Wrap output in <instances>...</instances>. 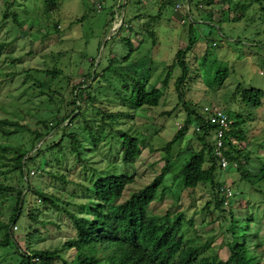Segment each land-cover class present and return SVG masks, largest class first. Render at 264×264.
<instances>
[{
  "label": "rangeland",
  "instance_id": "374dc122",
  "mask_svg": "<svg viewBox=\"0 0 264 264\" xmlns=\"http://www.w3.org/2000/svg\"><path fill=\"white\" fill-rule=\"evenodd\" d=\"M188 1L191 2V20L187 18V23H181L187 14V0L176 1L181 5L177 11L170 5L162 8L164 0H140L139 3L128 0L126 4L124 0H57V8L49 13L43 11L44 0H0V42L8 44L0 54V117L8 115L9 102L13 95H19L26 84H31L32 77L44 83V86L40 87L41 91L60 88L59 91L62 94L64 91L63 95L67 98L66 93L71 84L80 83L86 72L94 69L96 73L100 72L107 65L110 56L119 59L123 55H129V62L118 65L123 66L131 62V69L133 67L135 71L149 75L148 88L154 85L163 90V97L158 106L137 110L116 103H105L104 95L111 97L113 91L108 86L105 88L106 94H94L103 100L102 105L97 99L96 106L114 113L105 117L113 122L114 128L129 129L146 137V145L144 144L132 164L122 163L120 145L115 138L95 146L82 137L84 145L81 148V161L65 152V156H60L57 160L51 157L42 171H35L34 167H29L30 170L27 171L26 167L24 181L7 178L5 182L12 181V184H15L17 180V190L23 191L29 184L51 194L58 205L72 211L76 209V205L87 202L90 193L85 186L89 185V177L94 169L100 172L112 169L134 176V182L123 192V199L132 191L149 183L165 164L166 155L161 147L176 132V123L182 124L185 118L184 107L178 103L174 89L175 78L180 73L179 68L174 67L165 86H162V81L168 66L174 62L175 53L185 48L188 43L189 21L192 25L191 39L194 41V47L187 53L186 59L191 61L190 71L195 72L191 73L186 86L185 99L200 107L218 105L233 119H243L241 127L246 131L250 143L248 151L253 167H258L260 162L264 163V0H227L224 3L214 0L207 7L201 0ZM122 3L124 5L120 7ZM205 9L207 12L212 11V16L208 15ZM5 12L15 13L17 22L9 15L2 25ZM137 13L142 15L138 20H131L132 24L128 23L127 27H124L125 30L119 29L123 16L127 21L131 15ZM148 14L158 15L151 23L155 34L154 42L145 32L146 27L143 25L149 19ZM82 16L83 19L77 21ZM131 27L134 31H126ZM114 33L115 38L108 40ZM124 36H129L133 46L138 48L130 51L121 40ZM54 68L59 71L57 75L50 76L45 73V70ZM221 68H227L228 75L219 86L216 85V77L219 76ZM27 69L30 70V77L27 76ZM112 73L116 71L104 74L105 79L109 81L107 84L119 87L120 78ZM26 76L27 81L23 84ZM101 83L104 84L102 80ZM93 85L96 86L97 82ZM238 87L241 90H262L261 105L255 108L242 102ZM97 89L101 91L100 88ZM53 98L57 100L58 97L55 94ZM94 117L99 119L95 114ZM79 122L76 121V125L80 126ZM82 130L83 127L80 128V131ZM194 130L195 126L192 124L185 139L174 144L171 149L169 158L173 170L164 179L170 188L163 198L152 203L148 210L161 214L166 210L184 211V218L193 221L185 235L205 244L206 254L215 252L218 258L225 260L229 255L228 243L231 240L229 233L225 231L229 228V207H224L223 210L215 207L209 185L198 186L192 202L188 191L182 189L178 177L174 175L178 165L185 158L186 140L191 138V143L196 145L192 137ZM25 136L23 142L28 146V135ZM47 138L48 142L53 139L51 136ZM3 141L5 140L0 138V142ZM11 142L16 143L14 140ZM241 144L244 145L245 142ZM61 175L64 179L59 177ZM220 177L236 193L235 201L230 207L235 217L244 219L252 215L248 245L264 263V180L252 185L241 179L240 172L235 171L227 174L222 172ZM27 199L24 215L26 216L28 209L36 207L41 210L39 219L45 221L44 226L38 223L41 235L31 241V248H58L62 242L74 236L72 221L64 213L45 208L42 202L29 194ZM208 201L209 207L202 210ZM10 204L9 195L0 194L2 211L7 210ZM5 216V212L0 213L1 220H5ZM25 220L21 217L12 225V231L18 243L26 249L27 238L23 236ZM10 251L9 248H0V264L11 260L6 256ZM72 252L68 251L64 256L69 257Z\"/></svg>",
  "mask_w": 264,
  "mask_h": 264
},
{
  "label": "trees",
  "instance_id": "16d2710c",
  "mask_svg": "<svg viewBox=\"0 0 264 264\" xmlns=\"http://www.w3.org/2000/svg\"><path fill=\"white\" fill-rule=\"evenodd\" d=\"M125 4L128 0H124ZM140 0H134L139 3ZM178 0H164L161 7L170 5L174 8ZM207 7L214 0H201ZM227 0H220L224 3ZM189 10L184 15L186 19L191 20V2ZM43 11L49 13L57 8V0H44ZM122 3L121 6H123ZM226 5V4H225ZM229 7H227L228 9ZM207 12V9H205ZM212 16V11L207 12ZM12 17L17 22L15 13L5 12L3 23ZM142 16L139 13L131 15L127 21L124 16L121 19L119 29L127 27L131 20L135 21ZM149 19L143 23L146 27V33L154 42V31L151 29L158 15L148 14ZM83 16L77 21H81ZM235 19H237L235 17ZM132 24V23H131ZM188 27L189 39L185 48L175 53L174 62L167 68L162 86H165L171 76L175 66L179 68V75L175 78L174 89L177 94L178 103L182 104L185 110V118L180 128H177L172 138L165 143L161 150L166 155L165 164L160 172L154 178L141 188L132 191L128 197L123 199V192L126 187L134 182V176L125 172H117L112 169H106L102 172L97 169L89 177L90 183L85 186L90 193L87 202L76 205L74 211L65 206L58 205L51 194L29 186L26 182V189L17 190V180L15 184L12 181L5 182V179L15 178L24 181L25 169L34 167L35 171H42L48 165L50 158L57 160L58 157H64L68 152L81 161V148L84 145V138L91 144L98 145L110 138H115L120 145V159L123 164L130 165L137 158L140 150L146 145V137L136 131L121 130L114 128L112 121L105 117L114 115L111 111L102 110L96 106L98 99L95 93L106 94L105 88H112V96L104 95L105 103H116L130 109H140L143 107H156L163 97V90L160 87L150 85L149 75L139 73L129 62V55H123L121 58L110 56L107 59V65L100 72L95 69L84 73L80 83L71 84L65 97L59 89H49L41 91L44 83L35 77H32L31 84H26L19 95H13L10 103L8 115L0 117V138L5 140L0 142V194L9 195L11 199L10 206L5 212V220L0 219V248H9L11 251L6 256L11 260L6 264H264L254 250L248 245V236L250 232V221L252 215L244 219H238L230 207L234 197L230 199L228 213L230 218L225 231L230 235L228 243L229 255L225 260L218 258L216 253L206 254L205 244L196 241V238L188 237L186 234L188 228L193 225L191 219L186 220L184 211L166 210L163 214L154 213L148 210L152 203L161 200L170 188L164 182L166 175L172 172L170 160V151L174 144L185 139L190 126L194 124L195 130L192 137L196 145L191 143V138L186 141L185 158L177 167L174 174L178 177L182 189L187 190L191 201L194 202L195 189L201 185H209L212 191V200L215 207L224 209L221 187L225 185V180L220 175L240 172L241 179L250 184H257L264 180V163L254 168L249 156L246 131L241 127L243 119L229 118V130L223 136V152L230 162H236L237 167H228L222 170L213 157L212 145V126L208 125L202 114V106L192 103L185 99L186 86L191 78V61L186 59L188 52L194 47V41L191 39L192 25ZM57 25V24H56ZM54 25V29H56ZM126 31H134L128 28ZM136 33L140 31H135ZM115 38V33L108 40ZM123 44L132 51L134 47L129 36L121 37ZM7 43L0 42V54L7 46ZM115 62H118L116 65ZM133 64V63H132ZM94 66V62H92ZM120 69V70H117ZM27 75L30 77V70L27 69ZM55 68L45 70L50 76H55L59 71ZM116 71L120 78L119 87L109 85L105 79V73ZM220 74L216 77V85H222L225 77L228 75L227 68H221ZM27 76L23 84L27 81ZM99 77H101L99 79ZM101 80L104 82L101 83ZM100 81V82H99ZM97 85L94 86L93 83ZM100 83V84H99ZM97 88H100L101 91ZM97 89V90H96ZM239 89L241 101L252 107H259L262 103L263 91L254 88ZM238 91V90H237ZM58 97L57 100L53 96ZM103 96V95H102ZM98 99V103H103ZM103 105V104H102ZM106 111V112H105ZM121 113V112H119ZM118 113V114H119ZM169 113V112H168ZM92 114L93 116H88ZM94 114L99 117L97 120ZM171 114V113H170ZM237 116V114H235ZM80 121V126L76 121ZM83 130L80 131V128ZM108 127L107 129H105ZM198 129V130H197ZM28 135V146L23 139ZM53 139L48 142L47 138ZM84 137V138H82ZM56 138V139H54ZM14 140L15 144L11 142ZM245 142L244 145L241 143ZM7 150V151H6ZM86 162V160H84ZM174 166V165H173ZM34 171V170H33ZM17 175L19 177H17ZM64 179V176H59ZM24 184V182H23ZM27 194L42 202L45 208H52L56 212L64 213L71 221L74 229V236L61 243L58 248H31V241L40 238L41 231L37 227L38 223L45 225L44 220L39 219L41 210L39 208L26 209L28 212L24 215L25 205L28 204ZM236 193H234V196ZM182 197H180V200ZM63 202V201H62ZM64 203V202H63ZM193 204V203H192ZM210 201L202 210L209 207ZM194 205V204H193ZM21 217L25 220V233L27 238V247H23L16 240L12 231V225H15ZM225 219V217H223ZM246 222V223H243ZM22 227V226H21ZM28 230V232H27ZM73 251L69 257L65 253ZM37 261V262H34Z\"/></svg>",
  "mask_w": 264,
  "mask_h": 264
},
{
  "label": "built area",
  "instance_id": "2783aa9c",
  "mask_svg": "<svg viewBox=\"0 0 264 264\" xmlns=\"http://www.w3.org/2000/svg\"><path fill=\"white\" fill-rule=\"evenodd\" d=\"M187 11L189 10V3L185 5ZM201 7V5H199ZM181 8L180 4H175L174 9L177 11ZM184 22V19L181 20V23ZM202 114L208 125L212 126V145H213V157L219 167L222 170H226L228 167L232 166L233 168L237 167L236 162H230L225 156L223 148V136L226 131L229 130V118L224 109L218 105H205L202 108ZM177 128H180L181 125L176 123ZM198 130V129H197ZM222 195L223 207L229 206L230 199L234 197L233 189L230 185L225 184L220 189Z\"/></svg>",
  "mask_w": 264,
  "mask_h": 264
}]
</instances>
